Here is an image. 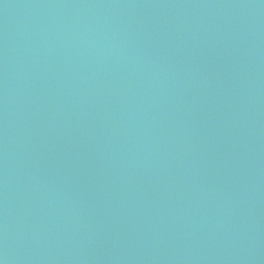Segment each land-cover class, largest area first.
I'll return each instance as SVG.
<instances>
[{
  "label": "water",
  "instance_id": "obj_1",
  "mask_svg": "<svg viewBox=\"0 0 264 264\" xmlns=\"http://www.w3.org/2000/svg\"><path fill=\"white\" fill-rule=\"evenodd\" d=\"M0 264H264V0H0Z\"/></svg>",
  "mask_w": 264,
  "mask_h": 264
}]
</instances>
